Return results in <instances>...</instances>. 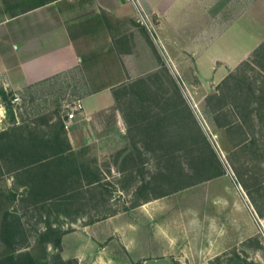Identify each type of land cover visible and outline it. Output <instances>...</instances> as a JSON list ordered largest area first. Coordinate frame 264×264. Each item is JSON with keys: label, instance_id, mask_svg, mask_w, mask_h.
Segmentation results:
<instances>
[{"label": "rangeland", "instance_id": "1", "mask_svg": "<svg viewBox=\"0 0 264 264\" xmlns=\"http://www.w3.org/2000/svg\"><path fill=\"white\" fill-rule=\"evenodd\" d=\"M224 1L213 0V9L212 0L158 3L172 35L162 34L159 13L142 1L149 27L134 18H103V32L111 35H103L100 50L86 53L80 67L24 90L14 103L11 92L0 90V223L14 209L20 222L12 242L0 227V258L28 254L36 264H59L57 257L68 264H264V231L256 220L247 214L246 236L235 241L232 225L242 216L234 200L229 231L222 227L224 211L210 208L212 195L226 199L235 193L254 217L264 219V46L235 65L216 62L206 69L210 59L246 50L264 32V3L241 16L239 10L253 0H231L229 14L219 8ZM202 13L216 15L208 21L216 28L208 33H202L208 26ZM228 21L235 27L227 29ZM158 36L168 43L161 46ZM226 76L231 79L220 90ZM99 88L112 93L115 116L102 115L99 140L70 153L62 141L68 106ZM55 135L62 158L53 155ZM42 143L45 152L18 165L46 157L51 174L66 178L68 199L38 210L29 200L17 201L24 178L15 177L12 147ZM213 176L214 182L207 180ZM217 178L228 193L213 191ZM91 179L97 184L89 187ZM87 223L93 226L85 229ZM210 230L228 233L231 247L220 253L202 249L219 238ZM56 240L58 250L50 244Z\"/></svg>", "mask_w": 264, "mask_h": 264}, {"label": "crops", "instance_id": "2", "mask_svg": "<svg viewBox=\"0 0 264 264\" xmlns=\"http://www.w3.org/2000/svg\"><path fill=\"white\" fill-rule=\"evenodd\" d=\"M137 1L140 10L147 17L149 15L145 8L153 12L156 10L159 13L158 16L163 22L162 34L165 35L168 31L171 35L174 33L170 28V24L165 20L163 12L157 6L158 3L168 2V0ZM142 1L145 8L141 3ZM230 1L225 0L219 7L223 8L224 12L228 11V14ZM259 2L264 3L262 0H253L248 8L240 9L241 16L250 8L253 9L255 5L257 8ZM207 5L203 1L200 8L206 10ZM214 5L212 0V9ZM135 12L134 6L124 3L122 0H0V90L11 92L17 97L26 89H34L53 77L77 69L82 64V60L86 59V53L100 50L103 35H111V33L103 32L104 25L101 22L103 18L113 22L133 20V18L135 19ZM214 14L212 19L216 16ZM202 16L206 18L208 25L202 33H204V30L205 33H208L209 27L216 28L213 23L210 24L211 26L208 24L209 20L213 21L212 19H208L203 13ZM228 19H230V16ZM255 20H257V17H255ZM235 23L230 24L229 22L226 26L227 29L235 27ZM155 29L158 31L159 27H155ZM197 32L195 35H197ZM158 38L161 46L164 42L168 43L167 39L162 41L161 37L158 36ZM254 39V42L246 50H240L237 47L238 49H235L234 53L227 54L226 57L210 59L206 69H212L216 62L232 66L246 60L249 54L263 41L264 32L256 38L254 37ZM199 68L203 71L202 65L199 64ZM79 100L82 105L81 113L76 115L64 128L69 146L73 150L99 140V136L105 129L104 120L101 119L102 115H108V111H110L109 115L111 116L112 113V116H115L112 93L107 88H99L81 96ZM0 111H2L1 105ZM214 180L210 182H214ZM221 180L220 178L216 182L213 191L219 189L228 193L229 190H226V185H221L224 182ZM211 197L210 208H218L217 210L222 209L224 211L222 214L227 223L222 227L227 231L230 230L229 220L232 219L230 202L234 200L235 208L242 216V221L240 218L236 225H232L238 239L235 241H240L246 236L244 224L247 220V214L252 220H256L257 227L264 231V219L254 217L250 212L251 209L249 208V210L246 203H242L235 196V193H232V196L227 194L226 199L217 195ZM149 215L144 214V219H148ZM91 226L93 225H89L85 229ZM209 232L212 233L211 235L219 237L218 240L216 237L217 241L215 240L218 243L217 247L213 246L214 241L208 243L210 248L200 246V242L195 243L196 254L200 250L199 246L206 252L213 251L214 253L223 252L231 247V243L227 238L228 233L225 236L224 231L210 230ZM92 242L96 247L97 242L93 239ZM182 244H184L183 248L186 250L188 242H182Z\"/></svg>", "mask_w": 264, "mask_h": 264}, {"label": "trees", "instance_id": "3", "mask_svg": "<svg viewBox=\"0 0 264 264\" xmlns=\"http://www.w3.org/2000/svg\"><path fill=\"white\" fill-rule=\"evenodd\" d=\"M264 44H260L253 53L257 52V50L262 49ZM231 79V76H226L221 82H220V90L223 89V87L227 86V83ZM219 91V90H218ZM219 93V92H218ZM220 96V94H219ZM117 99V95L114 96ZM221 100V97L218 98V101ZM61 128V126H60ZM57 135L54 137V143L55 146L52 148L54 149V156H58V158H62L63 149L60 147V144L56 142ZM62 141L66 144V149L70 152L71 148L69 146L67 137L65 134L62 136ZM47 147L45 146V143H42L38 146H19V147H12V149L17 152L16 161L17 163V169L15 171L16 178H24L23 182L20 183V186L22 187V193L18 194V203L22 201L31 202L33 207H38L39 209H42L43 207H50V206H56L59 203H62L63 201L68 199V194L66 193L63 188L66 186V178L63 177V175H58L57 173H52L49 171V162L47 161V158L41 157L36 158L34 160L21 163L18 165L21 161L24 159H27V157H31L33 155H36L37 151L45 152L44 150ZM47 151V150H46ZM71 153V152H70ZM221 173H218L215 175V177L220 176ZM210 177L207 180L215 178ZM57 178V179H56ZM61 179V180H60ZM57 180H59L57 182ZM91 179V182L87 183L89 187L95 186L97 184L96 180ZM53 181L55 183L53 184ZM191 185H194V183H191ZM163 197V196H160ZM157 197V198H160ZM113 215V214H112ZM109 215V216H112ZM86 225H89L87 223ZM0 227L2 228L6 239L10 242L14 241V239L17 238L20 233V222L17 217L16 210L12 211H5V213L2 215ZM3 237V236H2ZM4 241L6 239L3 237ZM52 245V248L55 250L59 249V241H53V243H50ZM11 245L10 243L8 244ZM59 264H68L69 262H63L57 257ZM0 264H36L35 260L30 257L28 254H10L8 256H5L3 258H0Z\"/></svg>", "mask_w": 264, "mask_h": 264}, {"label": "built area", "instance_id": "4", "mask_svg": "<svg viewBox=\"0 0 264 264\" xmlns=\"http://www.w3.org/2000/svg\"><path fill=\"white\" fill-rule=\"evenodd\" d=\"M124 3L131 4L132 6L135 7L136 12H135V21L144 26V27H149L150 22L148 21V17L143 13V11L140 10L138 1L137 0H123ZM151 28V27H150ZM18 101L17 97H14L12 102ZM69 112L66 114V119L65 122L63 123L64 128H66L67 124L72 121L76 115L81 113L82 110V105L79 99H76L72 102L71 105L68 106Z\"/></svg>", "mask_w": 264, "mask_h": 264}]
</instances>
